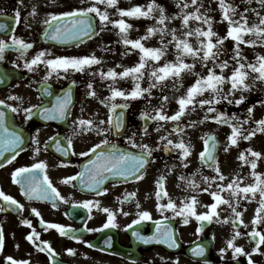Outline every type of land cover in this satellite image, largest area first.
<instances>
[{"label":"flooded vegetation","instance_id":"obj_1","mask_svg":"<svg viewBox=\"0 0 264 264\" xmlns=\"http://www.w3.org/2000/svg\"><path fill=\"white\" fill-rule=\"evenodd\" d=\"M93 3L95 0H23L22 4L20 0H0V23L8 25L7 29L0 30V40L11 43L10 37L14 34L17 38H22L26 43L33 45L32 48L24 52L23 57H21L19 49L8 48L5 50V58L0 60V75H5L6 80L0 84V99H4L6 104L16 106L19 102L11 100L9 97L18 95L23 97L22 108L38 104L51 107L55 103V96H62L69 88L72 89L70 112L65 119H45L39 114V110L34 109L32 119L25 121L23 111L13 113L6 105H0L10 111L11 126L21 131L25 137V144L22 146L24 150L20 152L16 160L0 168V188L24 205L22 210L13 206L6 208L5 212H0V225H2L4 236V247L0 250V264H11L6 259L9 256L14 260H27L29 264H52V259L47 252L38 250L36 245L26 239L33 229L39 233L38 243L47 241L58 253L55 257L57 264H264V244L260 245L259 251H253L259 237L252 239L249 235L253 228L264 232V222L253 223L256 216L255 210L258 207V194L256 199L241 200L237 209L242 212L241 219L244 224H240L239 220H236L241 235L235 239L234 244L242 247L244 252L236 256H234L233 249L227 248V241L233 237L234 228L231 222V210L226 205H220L217 211L221 220L228 218L229 222L227 223H218L215 218L209 223L189 217V222L184 224L183 217L176 216L172 209L162 212L158 208V205L168 202L169 196L178 206L184 203L185 197L196 196L197 213L210 210L206 206L212 204L214 198L210 192L202 191L203 188L209 186L202 177H212L217 174L213 167L202 164L199 159V153L204 148V139L209 135L214 136L217 141L216 157L221 172L228 178L222 182L215 181L210 191L215 190L216 183L227 184L233 179L232 169L244 171L246 177L242 178L241 186L255 181V177L251 175L253 169H251L250 163H244L238 159L241 152L249 161L257 160L255 172L261 175L264 173V137H256V143L261 153L259 158L251 156L246 151L247 149L258 150L257 147H252L255 143L251 142V139L238 138L237 144L231 145L228 151H225V147L230 145L228 137L231 134V126L215 121L219 129L225 126L228 128L222 132L221 136L220 133L206 132L203 130L204 120H201L198 115V106L194 112L189 110L181 118L183 125H187L191 121L197 122L195 127L186 128L183 137L185 142L191 145L190 163L187 167L182 165L178 152H165L161 146L153 152V156L150 158L151 162L146 166V174L142 180L129 179L126 182L118 183V178H110L105 182L108 191L102 195L97 196L91 190H82L78 179L71 183L62 182L65 177L80 172L83 165L87 163L88 157L80 156L78 153L86 151L104 138L94 131L78 132L74 135V130L78 126L73 125V121L78 118H92L97 123L101 120L106 121L110 115V103L123 104L127 102L129 107L117 109V112H124L125 128L121 130L120 134L110 133L108 139L121 149L132 151H139L133 149L126 139L133 133L136 134L135 140L138 144L146 143L156 148L158 143L161 145L163 143L159 141V136L167 134L173 128V122H168L161 132L157 133L155 131L157 122L150 121L148 122V135H143L142 126L145 121L140 118L141 112H152L161 104L162 96L157 98L153 92L151 96L145 94L142 98L127 101L122 97H116L114 101L108 103L100 102L111 95L109 85L114 83L115 87L127 92L133 88L134 82L132 78H129L122 87L119 77L113 82L111 78L102 79L99 75L101 69L107 72L109 65L117 63L118 53L105 49L104 30L101 31L102 22L98 16L90 14L93 18L94 34L81 37L78 40L63 41L65 45H58L54 42L60 40H52L44 35L48 28L44 21L52 14L70 11L77 7H89ZM97 6L102 10L103 5ZM33 7L36 8V14L30 15ZM17 9L20 11L18 22L15 15ZM40 51L46 52L43 59L94 54L101 60V64L86 67L83 72L71 69L67 72L59 70L58 73H53L47 81H44L48 71L45 64L40 63L34 66V71L23 66L25 61H30ZM128 54L133 53L128 52ZM89 83L93 85L96 92L95 97L87 95L90 90L86 86ZM45 87L53 93L52 96L43 93ZM161 92V88H158V93ZM241 112L240 115L235 114L238 119L233 123L243 122L244 129H256V123L249 122L248 111L242 109ZM226 113L229 117L233 116L229 109L226 110ZM259 134H263V132L257 131L256 135ZM170 138L174 141L178 140V136L175 134ZM69 140H71L70 144ZM57 141L62 148L68 150L67 156L57 150ZM209 143L211 144V141ZM35 148H39V151H34ZM41 160L47 165L45 171L53 186L69 201L68 203L58 201V207L54 208L51 201L29 199L21 191V185L14 183L11 173L15 168L31 165ZM62 161L67 166H61ZM161 175L165 176L164 185L168 196L162 194V198L158 199L155 195L156 181ZM181 176L193 178L198 187L189 188L186 180L181 181ZM133 192L135 196L124 200L126 194ZM222 195L228 198L227 192ZM117 197L120 199L118 200ZM84 200L100 201L99 208L93 207L91 219L88 218L87 209L73 207L74 201ZM0 202H2V198H0ZM137 203L140 205L139 209ZM104 207L116 213L115 223L118 227H109L103 231H87L84 227L85 224L88 228L96 229L106 222L108 213L101 210ZM32 209H36L40 216H36ZM143 210L149 211L152 218L132 224L133 220L138 219V212ZM125 212L128 215H124ZM65 213H69V215H65ZM23 219L30 220L31 225L21 223ZM41 219L45 223H41ZM158 221L162 222L161 227L164 224L171 225L178 247H171L162 239H149L148 242H144L134 235L139 232L146 238L156 236ZM47 223L70 226L75 230L76 235L82 237V240L76 241L71 239V235H61L57 229L49 228L45 231ZM129 224L132 225L131 228L127 227ZM245 224L247 228L244 226ZM201 225H203V230L197 231ZM105 240H110V243L106 244ZM83 241L90 242L93 247H89ZM197 245L204 246L205 251L202 255H197L193 251ZM43 247H47V245ZM68 248L75 249V254L69 255L66 251ZM225 248L227 251L222 255L220 250ZM246 253L250 254V258Z\"/></svg>","mask_w":264,"mask_h":264},{"label":"snow or ice","instance_id":"obj_2","mask_svg":"<svg viewBox=\"0 0 264 264\" xmlns=\"http://www.w3.org/2000/svg\"><path fill=\"white\" fill-rule=\"evenodd\" d=\"M250 4L251 0H247ZM23 3V0H20ZM261 7H264V0H259ZM97 5H106L108 7H116L118 5V0H95L89 7H77L70 11H64L59 14H52L50 18L44 21L48 25L45 30L44 35L48 36L52 40H78L81 37H87L94 34V26L92 23V16L90 14H95L99 17L102 22L101 31L104 30L107 23H112L119 27L121 34V42L127 46L132 45L134 49H138L141 52L140 61L133 67H126L122 72H116L115 69H108L107 72L100 70L99 75L102 79L111 78L115 82L116 78H131L135 82V86L130 91L121 90L118 87L109 85L111 95L105 100H101L102 104L114 101L116 97H122L125 101L129 99L142 98L147 94L151 96L152 89L161 88L163 90L166 87V82L171 79L174 82L182 81V74L186 71H192L195 68L196 61H200L205 67L211 62V67L208 68L207 74L201 75L200 73H195L197 79L195 82L187 88L186 93L177 99L178 110L174 114L169 115L165 111V105L168 102V96H162L161 104L159 107L154 108L152 112L142 111L140 118L145 121L142 126L143 135H148V122H157V127L155 131L157 133L161 132L165 124L168 122H173V128L171 131L167 132L165 135L159 136V141L163 142L162 145L158 143L156 148L151 147L146 143H137L135 140V133L131 136L126 137L128 144L131 145L133 149H138L139 151L124 150L121 149L116 143H113L108 139V135L112 132L117 134L121 133V130L125 128L124 112H117V109H125L129 107L128 103L123 104L110 103V115L106 121L101 120L98 123L92 118L84 119L78 118L73 121V125L78 126L74 130V135L83 132H96L97 135L103 136L98 143L93 144L86 151L78 153L80 156L88 157V161L83 165L80 172L73 176L65 177L62 182L71 183L72 181L79 180L81 189H87L93 191L97 196L102 195L108 191L105 186V182L110 178H118L117 182H126L129 179L139 181L144 178L146 174V166L150 164L153 152L163 147L165 152H178L180 156L181 163L184 167H187L190 163L189 157L191 156V145L186 143L184 140L186 128H192L196 126V121H191L187 125L181 123V118L185 116L186 112L191 110L195 111L196 106L205 107L207 106L208 113H217V109L214 105L220 103L222 100H227L229 103L240 104L243 103L247 97L243 94L238 99H229V97L234 96L236 91L243 93L244 91L250 90L252 85L256 82L264 83V55H257L255 61L249 62L247 57L242 54L241 45H251L255 47L256 45H264V16H261L257 11L256 16L258 18V23L249 24L248 17L245 13L249 11H256L255 9H250L245 7L243 12H239V19H234L238 13V8L234 7L232 4L226 3L225 0H219V8L222 10L221 19L227 21L229 29L227 35L224 37H219L216 32L213 31V19L211 16L207 15L206 12H202L201 9L204 7L202 0H176V6L179 9L178 13L173 14L171 17L166 15V10L162 5L156 3V0H152L151 3L147 5V10H143L141 6H134L130 9H119L118 12L121 17H148L153 11H157L158 15L155 17L157 20L158 27H149L147 29V35L140 37L138 39H129L127 36L128 30L132 27L123 18L112 21L109 18V13L107 8L101 10ZM36 14V8L33 7L30 15ZM16 19L19 21L20 11L16 10ZM179 18L181 20L182 28L184 31L181 35H177V30L175 28L169 29L168 21L175 20ZM200 22L201 25H206L207 27L197 26L192 28L190 26V21ZM8 25L5 23H0V30H5ZM159 33L160 47H146L143 40L150 38L152 35ZM251 34L253 38L245 39V36ZM171 36V39L165 43V37ZM232 38L235 42V47L233 49V54L228 59H221L222 55V45L223 41ZM11 43L4 40H0V60H3L5 50L8 48H16L20 50L21 57H23L24 52L27 49L33 47L31 43H26L22 38H17L14 34L10 37ZM192 40L196 43L193 44ZM173 46L176 50V60L166 61L163 64L152 67L149 71L148 64L149 61L152 63H158L161 61L162 57L165 56L166 51L169 46ZM46 56L45 51L38 52L30 61H25L24 67L30 71H34V66L43 63L47 66L48 71L44 77V81H47L53 73H58L59 70H74L83 72L86 67L92 65L101 64V60L97 58L94 54L86 56H58L51 59H43ZM191 57L192 63H187L186 58ZM219 69V71H217ZM228 70V74L225 71ZM148 73L151 83L147 88L141 87V81L144 78L145 73ZM95 75V73H94ZM6 80L5 75H0V84L4 83ZM251 81V82H249ZM75 84V81H73ZM230 84V89L227 93L224 91V85ZM179 85L174 83L173 87H178ZM90 91L87 93L88 96L95 97L96 92L93 88L92 83L86 86ZM205 92L210 93L209 98H199L204 95ZM43 93L48 96H52L53 93L48 90L47 87L44 88ZM42 93V94H43ZM9 99L18 101L19 104L14 106L12 104H6L4 99H0V105H6L7 108L11 109L13 113L23 111L25 116V121L31 120L34 115V109L39 110V114L45 119H65L66 115L69 114V105L72 103V89L69 88L62 96H55V103L51 107L45 106L43 104L31 105L27 108H22L23 97L18 95L10 96ZM264 104V101L260 102ZM255 105L247 109L248 113L253 112ZM154 113V114H153ZM214 119L218 123L227 124L231 126V134L228 137L230 145L225 147V151H228L231 145H236L238 138H243L244 140H250L256 135V132H264V118L255 121L257 128L253 130H247L242 127V123H233L234 120L238 118L233 114L229 117L227 113L218 112V114L208 117L205 119ZM251 119V115L249 116ZM203 123V121H200ZM106 125V126H105ZM247 132V134H245ZM38 133V130H37ZM175 134L178 136V140L174 141L170 137ZM55 139V138H53ZM211 141V144L209 143ZM38 143V140L36 141ZM71 140H69V144ZM25 144V137L21 131L15 129L10 125L7 119V113L4 108H0V168L5 167L6 164L13 163L20 152L23 151V145ZM57 150L63 152L65 156L68 155V150L62 148L57 141ZM217 150V141L214 136H206L204 139V148L199 153V159L202 164H206L213 167L217 175L212 177H202V179L208 183L207 188H203L202 191L210 192V195L214 198V202L206 207L209 211L203 213H197L196 205L198 203L196 196L185 197L184 203L178 206L175 201L169 196L168 202L166 204L158 205L160 211H165L167 209H172L176 216L183 217V223L187 224L189 222V217H195L198 221H208L211 223L215 218L216 221L227 223L228 218L221 220L219 213L217 211L220 205H226L232 214L231 222L234 228V235L231 239L227 241V248L234 250V256L239 255L244 252L242 247H238L234 244L235 239L241 235L239 228L236 225V220H239L240 224H244L243 219H241L242 212L238 211L241 200H251L256 199L257 194L259 195L258 207L256 208V216L253 220L254 224H260L264 222V175L255 172L257 167V160L252 159L249 161L243 152L240 153L238 159L244 163H250L253 172L252 176L255 177L253 183L241 186L242 178L237 176L231 179L227 184L216 183L215 190L210 191L212 185L215 181H225L228 178L221 172L217 157L215 155ZM34 151L38 152L39 148H35ZM251 156L259 158L261 153L253 151L252 149H247ZM9 154V155H6ZM61 166H67L64 162H61ZM47 165L44 161H38L32 163L31 165H25L15 168L11 173L14 183L21 185V191L29 199L36 198L40 200L51 201L54 208L58 207V201H63L68 203L69 201L60 194V192L55 188L50 180L45 169ZM195 175V174H193ZM181 181H187L189 188H197L198 185L196 181L191 177H180ZM165 176L161 175L156 181L157 191L155 193L158 199L163 196H168V193L164 185ZM228 193V198H225L222 193ZM135 196V193H128L124 196V200H128L130 197ZM0 212H5L6 208H12L15 206L17 209L22 210L24 205L16 200L13 196L6 194L2 188H0ZM119 200L120 198L117 197ZM73 207H83L87 209L91 219V213L93 207H100L99 200H84L79 202H73ZM140 205L137 203V208ZM103 212L108 213L107 220L102 224L100 228H88L85 224V229L89 232L92 231H103L109 227H118L115 223L116 213L111 209L104 207L101 209ZM122 211V209H121ZM32 212L36 216H40V213L36 209H32ZM128 215V213H123ZM69 215V213H65ZM151 213L147 210L138 212V219L133 220L132 224H138L142 220L151 219ZM21 223L25 225H31V221L28 219H23ZM41 223H45L41 219ZM157 235L146 238L139 232L134 233L139 240L148 242L149 239H162L165 243H168L171 247H178L176 243V238L174 236L171 225L164 224L163 227L161 221L157 222ZM247 228V225H244ZM131 228L132 225H127ZM49 228L57 229L61 235H71V239L76 241H81L82 237L75 234V230L70 226H65L59 223H47L45 231ZM203 225L197 229V231H202ZM252 239L259 237L253 251H259L260 245L264 244V232L258 231L253 228L249 233ZM39 233L32 230L30 234L27 235L26 239L36 245L37 249L40 251H45L52 259V264H57L55 257L58 255L55 249L51 247V244L47 241L37 242ZM87 243L89 247H93L90 242L83 241ZM105 243H110V240H105ZM47 245V247H43ZM4 247V236L3 228L0 225V250ZM69 255L75 254V249L68 248L66 250ZM197 255H202L205 251L203 245H197L193 250ZM227 249H221L220 252L223 255L226 253ZM249 255L250 258V254ZM11 264H29L27 260H14L13 257L9 256L6 258Z\"/></svg>","mask_w":264,"mask_h":264},{"label":"rangeland","instance_id":"obj_3","mask_svg":"<svg viewBox=\"0 0 264 264\" xmlns=\"http://www.w3.org/2000/svg\"><path fill=\"white\" fill-rule=\"evenodd\" d=\"M152 0H118V5L116 7H108L106 5H103L102 10L107 8V11L109 13V18L112 21L118 20L123 18L128 24H130L132 27L128 30L127 36L129 39H138L140 37L147 35V29L149 27H158L156 16L158 15L157 11H153V13L148 17H128L124 16L121 17L118 8L119 9H130L134 6H141L143 10H147V5L151 3ZM204 7L201 9L202 12H206L207 15L211 16L213 19V31L218 34L219 37H224L227 35L229 25L227 21H224L221 19L222 17V10L219 8V0H202ZM226 3L232 4L234 7L238 8V13L234 17V19H239V12H243L245 7H248L250 9H255L256 11H249L245 13L248 17L249 24L258 23V18L256 16V12L258 11L261 16H264V7H261L259 0H251V3L249 4L247 0H225ZM156 3L159 5H162L166 10V15L171 17L173 14L178 13L179 9L176 6V0H156ZM169 29L175 28L177 30V35H181L184 29L182 28L181 20L179 18L175 20H170L168 22ZM190 26L192 28H195L197 26H203L207 27L206 25H201L200 22L197 21H190ZM253 38L251 34H248L245 36V39ZM171 39V36L165 37V43L168 42V40ZM160 34L156 33L152 35L150 38L143 40L142 43L145 44L146 47H160ZM103 41L105 44V49L116 51L118 53V59L116 64L109 65L108 69H115L116 72H122L124 68L126 67H133L140 61L141 52L138 49H134L132 45L125 46L121 42V34L119 27L112 24L107 23L106 27H104L103 32ZM192 43L195 44L196 41L192 40ZM235 47V42L232 38H228L223 41L222 45V55L221 59H228L230 60L233 49ZM242 54L247 57L249 62L255 61V58L257 55H264V45H256L255 47L251 45L242 44L241 45ZM128 52L133 54H128ZM176 60V50L173 46H169L168 50L165 53V56L162 57L161 61L158 63H152L149 61L148 69L151 70L152 67H157L161 64H163L166 61H173ZM187 63H192V58L187 57L186 58ZM211 62H209L208 66L205 67L201 64L200 61H196L195 68L192 71H186L182 74V81H176L169 79L166 82V87L163 88L162 92L158 93V88L152 89L153 95L155 97L159 98L160 96H168V102L165 105L166 112L171 115L174 114L176 110H178V103L177 99L184 95L186 93V90L188 87H190L195 80L197 79V76L195 73H200L201 75L207 74L208 68L211 67ZM219 71V69H217ZM225 74H228V70L225 71ZM131 78V76L127 78H120L119 82L124 86L125 83L128 82V79ZM133 80V79H132ZM134 82V80H133ZM251 82V81H249ZM149 83H151L150 77L148 73L146 72L144 75L143 80L141 81V87L147 88L149 86ZM176 83L179 86L173 87V84ZM135 86V82L133 84V87ZM230 89V84L224 85V91L227 93ZM244 95L247 97V99L240 104L236 103H229L227 100H222L220 103L214 105V107L218 110L217 113H208L207 112V106L205 107H199L198 106V115L199 118L204 120V127L203 130L206 132H215L220 133V136L224 130H226L228 127H222L221 129L218 128L216 120L214 119H205V116L212 117L218 112H224L226 113V110H231L233 114H242L241 110L245 109L247 110V107H251L255 105L253 112L251 114L248 113V115H251L252 119H249V122L255 123V121L260 120L264 118V104L260 103L264 101V83L256 82L252 85V88L250 90L244 91L241 93L240 91H236L234 93V96L229 97V99H238L241 95ZM210 93L205 92L202 97L199 98H209ZM162 98V97H161ZM247 101V102H246ZM243 104V105H242ZM220 130V132H219ZM264 137V134L255 135ZM256 137L251 138V142L255 143L252 147H257L258 145L256 143ZM257 152H260V149L258 148ZM222 163V161H221ZM233 171L232 178H235L237 176L244 178L245 173L242 171ZM252 173V172H251ZM254 177V176H252Z\"/></svg>","mask_w":264,"mask_h":264},{"label":"water","instance_id":"obj_4","mask_svg":"<svg viewBox=\"0 0 264 264\" xmlns=\"http://www.w3.org/2000/svg\"><path fill=\"white\" fill-rule=\"evenodd\" d=\"M5 110V109H4ZM6 111V110H5ZM6 113H7V111H6ZM7 115H8V113H7ZM6 155H9V154H6ZM1 162V161H0Z\"/></svg>","mask_w":264,"mask_h":264}]
</instances>
